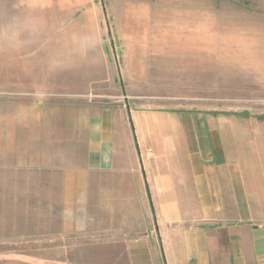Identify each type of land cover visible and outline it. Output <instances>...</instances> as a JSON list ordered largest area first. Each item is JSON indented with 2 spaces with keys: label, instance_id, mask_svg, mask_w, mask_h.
<instances>
[{
  "label": "rangeland",
  "instance_id": "374dc122",
  "mask_svg": "<svg viewBox=\"0 0 264 264\" xmlns=\"http://www.w3.org/2000/svg\"><path fill=\"white\" fill-rule=\"evenodd\" d=\"M99 1L91 22L46 0H0V264L117 255L107 232L124 221L97 203L84 167L99 109L245 116L264 130V0Z\"/></svg>",
  "mask_w": 264,
  "mask_h": 264
},
{
  "label": "crops",
  "instance_id": "0c3cea01",
  "mask_svg": "<svg viewBox=\"0 0 264 264\" xmlns=\"http://www.w3.org/2000/svg\"><path fill=\"white\" fill-rule=\"evenodd\" d=\"M46 1L91 22L102 9L99 0ZM261 121L125 104L92 114L88 188L113 206L112 221H124L107 232L119 238L111 264H264ZM116 206H127L126 218Z\"/></svg>",
  "mask_w": 264,
  "mask_h": 264
}]
</instances>
